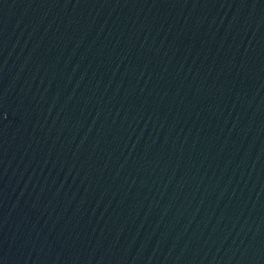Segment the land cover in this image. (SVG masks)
Returning a JSON list of instances; mask_svg holds the SVG:
<instances>
[{"label": "water", "instance_id": "95a60500", "mask_svg": "<svg viewBox=\"0 0 264 264\" xmlns=\"http://www.w3.org/2000/svg\"><path fill=\"white\" fill-rule=\"evenodd\" d=\"M0 264H264V0H0Z\"/></svg>", "mask_w": 264, "mask_h": 264}]
</instances>
